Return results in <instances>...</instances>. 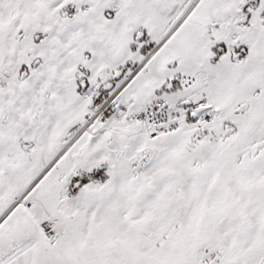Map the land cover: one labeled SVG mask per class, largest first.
Here are the masks:
<instances>
[{
    "label": "snow or ice",
    "instance_id": "obj_1",
    "mask_svg": "<svg viewBox=\"0 0 264 264\" xmlns=\"http://www.w3.org/2000/svg\"><path fill=\"white\" fill-rule=\"evenodd\" d=\"M0 264H264V0H0Z\"/></svg>",
    "mask_w": 264,
    "mask_h": 264
}]
</instances>
